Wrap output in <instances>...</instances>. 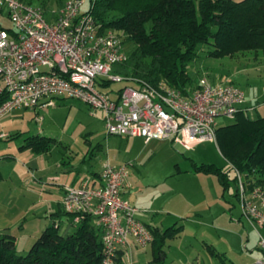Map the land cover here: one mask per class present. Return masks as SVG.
<instances>
[{"label": "built area", "instance_id": "obj_1", "mask_svg": "<svg viewBox=\"0 0 264 264\" xmlns=\"http://www.w3.org/2000/svg\"><path fill=\"white\" fill-rule=\"evenodd\" d=\"M86 0H63L51 17L39 4L24 0H0L12 27H0V79L7 97L0 102V116L21 107H35L43 97L79 99L103 112L106 134L170 139L181 149L204 140L216 142L218 117L233 119L245 101L242 88L231 83H212L206 75L195 85L178 88L163 81L156 84L115 69L128 53L123 49L126 33L96 21ZM89 5V4H88ZM122 85L112 97L97 80ZM236 190L242 215L264 227V187L247 188L236 168ZM128 171L125 164L106 160L101 183L65 185L64 210L79 219L89 213L102 226L104 264H113L117 250L131 241L144 246L152 233L137 217V206L122 196ZM262 255L249 264H264V234L259 233Z\"/></svg>", "mask_w": 264, "mask_h": 264}, {"label": "trees", "instance_id": "obj_2", "mask_svg": "<svg viewBox=\"0 0 264 264\" xmlns=\"http://www.w3.org/2000/svg\"><path fill=\"white\" fill-rule=\"evenodd\" d=\"M40 2V5L46 3L45 0ZM57 2L61 4L63 0ZM88 2V11L96 21L106 28L125 32L124 42L131 40L134 43L127 60L116 63L115 69L152 84L163 81L182 89L195 85L202 74L194 79L188 68L201 46L205 55L212 57L250 49L264 53V0ZM97 84L100 86L101 82L97 80ZM6 97L7 93L3 91L0 102ZM51 141L50 137H32L27 140V145H36L35 149L42 150ZM216 143L229 167L224 169L213 163H201L195 166L196 170L216 174L226 188L229 180L236 186L233 169L236 168L243 174L247 188L264 187V114L252 117L243 110L238 111L229 123L218 124ZM95 218L89 213L82 214L76 228L66 234L55 225L46 226L24 253L18 251L14 235L0 233V264H104L102 226L94 221ZM145 224L153 237L150 242L152 260L159 261L164 254L165 237L172 236L180 227L170 226L160 232ZM113 264H127L121 249L117 250Z\"/></svg>", "mask_w": 264, "mask_h": 264}, {"label": "crops", "instance_id": "obj_3", "mask_svg": "<svg viewBox=\"0 0 264 264\" xmlns=\"http://www.w3.org/2000/svg\"><path fill=\"white\" fill-rule=\"evenodd\" d=\"M49 19H52L51 14ZM224 56L233 58L231 62L240 65L243 63L245 65H258L264 62V55L261 59L258 53L254 57H247L246 50ZM204 64L203 61V67L201 65L198 66L197 76L205 72L207 74L205 75L209 78L208 70L205 69ZM99 81L101 82L100 88L107 91L112 97L116 96L115 92H117L119 86L113 87L112 84H108L103 79H99ZM212 82L217 81L213 80ZM3 91L5 90L0 79V94ZM53 97L62 98L65 96ZM48 99L49 97L41 98L39 105L35 107L16 108L18 111L12 114L9 123L5 117L10 111L0 116V233L8 232L14 235L17 249L21 253L28 249L33 240L46 226L55 225L64 234L76 228L80 219H76L74 215L67 213L62 206L61 200L64 186H78L84 182L90 186H98L101 183L100 171L102 165L108 160H102L98 170L87 168V171H84L81 162L87 160L85 154L80 157L79 154L71 150L69 155L65 157V154L59 148L64 145L62 141L49 133H45L41 127L42 116L38 114L39 109L43 106L55 104L54 99L53 103H47ZM252 100L253 97L245 93V101L241 106L248 108L244 111L248 115L249 112L256 110L258 106L252 103ZM26 111H32L35 114L34 124L25 120ZM17 114L18 116H16ZM31 123L33 127L35 126V130H32ZM119 136L140 138V136ZM32 137H50L52 141L45 149H35L36 145H27V140ZM152 141L171 142L170 139L154 138L148 141L144 140V144L148 145ZM176 147L181 151L191 149L184 150L177 145ZM90 148H88V151H90ZM100 148H102L101 143L95 144L91 148V153H93L94 149ZM55 151H59V154L52 156L51 152ZM142 153L138 154V158L142 156ZM78 157L80 158L76 161ZM201 163H213L224 168L222 165L212 161L198 162L190 157L189 166L185 169H181L176 163L174 172L169 169V173L164 171L161 173L162 176L157 172L159 174L157 178H161L169 187L164 192L162 190L161 194L152 193L145 195L146 188H143V182H145L146 178L141 179V176L138 177L139 169L137 167L134 170L135 172L128 173L126 184L122 189V196L129 203L139 208L137 217L160 232L167 230L170 226L180 227L172 236L165 237L163 244L164 254L161 260H152L151 243L144 245L150 246L151 256L147 258V263L237 264L234 261L235 259L229 256V252L235 250V253L244 251L243 253L248 259L240 264H248L254 258L262 255L263 251L258 244V240L259 233L264 234V227L251 224L242 215L234 182L229 180L228 186L224 188L216 174L195 169V166ZM57 169L63 173V176L58 173ZM229 173L232 176L233 171L230 170ZM181 175H183V178H181L183 188L178 190L168 184L173 181L171 180L172 178ZM49 180L53 181V188L49 187ZM57 180L59 182H55ZM155 181L160 182L159 179ZM226 192L233 195L235 202L226 196ZM236 203L239 206L238 210L235 209ZM171 216H173L172 220L170 219ZM178 216H182L183 223H177ZM190 218L201 225L200 233L204 237L201 239L202 248L197 252L193 251L186 257H184L183 253L181 257L177 256V259L168 261L166 246L169 245L171 238L181 235L184 230V221ZM94 221L98 222L96 218ZM207 227L217 235L212 238L225 240L226 247H220L217 241L207 239L205 234ZM19 245L21 246L20 248ZM144 246L136 245L132 241L127 245L121 246L120 249L123 251L124 261L127 264H141L139 258L143 256V253L138 248Z\"/></svg>", "mask_w": 264, "mask_h": 264}, {"label": "rangeland", "instance_id": "obj_4", "mask_svg": "<svg viewBox=\"0 0 264 264\" xmlns=\"http://www.w3.org/2000/svg\"><path fill=\"white\" fill-rule=\"evenodd\" d=\"M45 1V5L41 6L44 9L45 16L49 19L51 14L50 10L56 9L59 4L57 0ZM88 1L89 0L85 1L81 9L85 10L88 7ZM34 2H38L37 4L39 5L41 4L40 0H34ZM0 27H12L7 10L1 8ZM133 45V41L127 40L123 43V49L128 53L129 49ZM202 47L203 46L198 49L199 53L195 60L189 64L190 75L197 76L199 71L198 66L201 65V67H203L202 65L204 61V67L208 70L207 73L210 82L213 80L217 82L212 83L231 82L241 87L244 93L253 97L252 103L258 105L256 110L249 112V115L252 117L256 116L258 113L263 115L264 104L262 103H264V62L259 63L258 65H245V63L241 65L235 64L231 62L233 58H229L227 56H206L204 51L201 50ZM256 53L259 54L260 59L264 55L261 50H246L247 57H254ZM203 74L206 73L202 72V75ZM121 85L122 84L120 82H112L113 87ZM53 99L55 104L41 107L38 114L42 116L41 127L43 131L55 136L64 144L59 148L61 149L60 151L65 154V157L69 155L71 150L72 152L79 154L80 157L85 154L87 160H85V162H81V166L84 171H87V168L90 170H98L101 161L104 159H108V161L113 164H125L127 171L130 174L135 172L134 170L137 167L139 169V173L137 174L138 177L141 176V179L146 178L145 182H143V188H146L145 195L152 193L161 194L162 190L164 192V190L169 189L167 184L163 182L161 178H157L158 175L160 174V176H162L161 173L164 171H168L169 173V169L174 172L176 170V163L181 169H185L189 166L190 157L198 162L212 161L222 165L224 168L229 167L227 161L222 156L217 143L213 140L200 141L201 143H196L190 150L186 151L179 150L172 141H167L165 143L152 141L150 144L146 145L144 144L142 137L126 138L120 137L117 134L107 135L104 126L103 112L99 109H92L87 103H84L81 100L79 101V99L72 97H53ZM17 111L18 109L15 108L7 113L5 119L8 123L11 121L12 114ZM26 113L25 120L31 121L34 124L35 114L32 111H26ZM16 116H18V114ZM231 120L232 119L227 117L217 118L219 125L227 124ZM32 130H35V126L33 127V125ZM97 143H101L102 148L94 149L93 153H91V148H93ZM89 147H91L90 151H88ZM57 152H51V155H58L59 151ZM141 152H143L142 156L138 158V154H141ZM80 157H78L76 161H78ZM57 171L63 176V173L59 169H57ZM181 178H183V175L172 178L171 180L173 181H170L168 184L179 190L183 188ZM156 179H159L160 182L155 181ZM52 182V180H49L50 188L54 187ZM55 182H59V180ZM226 196L235 202L233 195L226 192ZM235 209H239L237 203L235 204ZM181 217L182 216H178L177 223H183V219ZM170 219L172 220L173 216H171ZM184 222V230L181 235L171 238L169 245L165 248L168 261L177 259V256L181 257L183 253L184 257H186L193 251L197 252L202 248L201 239L204 237L200 233L201 225L195 220H192V218L185 220ZM207 228V231H205L207 239L217 241L220 247H226L225 240L212 238L217 235L209 227ZM20 247L21 246L19 245V248ZM138 250L143 253V256L139 258L141 264H155V262L147 263V258H150L151 256L150 246L139 247ZM235 252V250L233 252H229V256L235 259L234 261L237 264L243 263L248 259L245 257L243 253L244 251H240V254Z\"/></svg>", "mask_w": 264, "mask_h": 264}]
</instances>
